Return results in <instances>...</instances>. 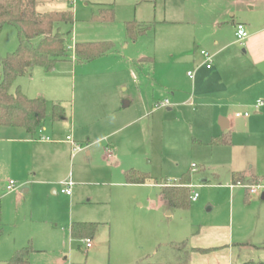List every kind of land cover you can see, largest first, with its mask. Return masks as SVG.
Here are the masks:
<instances>
[{"label":"rangeland","instance_id":"rangeland-1","mask_svg":"<svg viewBox=\"0 0 264 264\" xmlns=\"http://www.w3.org/2000/svg\"><path fill=\"white\" fill-rule=\"evenodd\" d=\"M193 2L76 0L73 23L60 25L62 31H70L68 58L56 62L49 72L36 66L16 79L11 92L18 88L29 98L44 97L46 114L53 104L65 107L75 127L79 123V131H88L96 144L89 159L80 152L68 158L59 173L34 175L27 172L33 159L29 149L15 152L6 142L7 138L20 139L18 130L25 133L0 127V225L4 231L0 264L11 257L15 245L24 246L29 239L34 250L31 264H163L176 258L178 264H228L229 256L232 264L264 261V200L260 198L264 190L250 194L243 185L253 184L252 180L231 182L232 172L259 178L264 173V109L254 114L253 103L240 109L250 116L235 121L229 145L215 146L210 144L209 125L199 118V112L186 106L171 110L158 106L165 99L173 100L170 84L175 82L167 76L171 72L177 87L190 91L187 56L166 48L174 41L189 42L194 25L162 21L183 19L172 7H200ZM128 22L152 27L132 39L126 32ZM102 41L111 42L112 50L91 61L74 60V43ZM17 45L16 27L4 25L0 57ZM129 100L131 104L125 107L124 101ZM119 116L126 120L121 128L115 126ZM44 125L62 138L68 134L65 122L47 117ZM22 137L35 142L33 150L41 147L33 135ZM107 143L118 145L117 164L105 158ZM130 167L173 185L190 169L191 189L198 197L186 208H171L160 201V187L149 185L153 180L126 185L124 172ZM18 170H24V183L31 188L28 194L19 193L24 183L17 178ZM69 175L74 184L71 197L58 191V182ZM200 177L209 182L200 183ZM9 178L16 182V192L5 191ZM75 221L96 224L92 248L87 250L80 239H71L69 226ZM183 241L186 248L204 250L185 255L183 247L175 248Z\"/></svg>","mask_w":264,"mask_h":264},{"label":"crops","instance_id":"crops-1","mask_svg":"<svg viewBox=\"0 0 264 264\" xmlns=\"http://www.w3.org/2000/svg\"><path fill=\"white\" fill-rule=\"evenodd\" d=\"M195 2L200 4V7L192 10H188L187 8L182 9V7L180 6H178L177 8H175L174 6L172 7L173 11L175 10L179 12V18L183 19H170L169 17V19L167 18L162 21L163 23L185 22L186 25L191 22L194 25L193 30L195 31L192 36H190L191 39L189 40V42L187 40L176 42L174 41L171 42V44L166 48L169 52H182V54L186 55L189 66H191L190 69L187 70V72H193V78H190L186 72V75L191 82L190 91H185L184 89L177 87V85L175 84V77L172 72L167 75L169 77L168 80H170L172 83H175L170 84V87L172 88L171 96L173 100L171 102L169 101V105L166 106V109L171 110V107L173 106L191 107V110L193 112H196L197 114L199 112V118L205 120V122H207V124L209 125L211 136L210 142L213 138L216 137L222 138L226 141L223 144L211 145H229V136L231 130L235 128V121L237 119H246L250 116V112L248 116H235V113L239 112L240 109H244L245 107L250 106L252 103L254 105L257 99L264 100V0H194L193 3ZM176 4L177 2L175 3V5ZM67 5V0H41V4L38 5L37 10L39 12H45L48 10L59 11L65 9ZM40 7L42 9H40ZM237 23H243L248 32V36L242 45L236 41L235 26ZM183 47L186 48L184 49L185 51H183ZM201 50H205L208 54H210V68L205 67L204 58L200 53ZM150 64L151 63L149 62V65ZM137 66L138 68L140 67L138 64H136V67ZM164 83H161L160 85L165 88L166 85ZM123 89L126 90V87H123ZM130 104L131 100L124 101L125 107L129 106ZM116 105L117 102L113 106V108H115ZM263 109L264 106L257 110L253 108V113L256 114ZM63 110L64 117L59 119L58 121L66 123V125L68 126L67 135H71L73 140L81 145L84 143L83 146H85V149L73 153L72 146L65 140V137L67 135L62 138L60 135H58L57 132H54L52 128L49 129V127L44 125V121L47 117L50 121L55 122L50 119V114H46V118L42 122L41 126L37 128L34 134L26 132V130L21 127H9L12 129H22L23 133H25L26 135L29 134L31 137L33 135V139L36 141V143L41 144V147L33 150V145L35 142H31L27 138L22 137L25 134H21L22 132H19V130L18 135L21 137L20 139H6V142L10 143V148L15 152H19L23 147H27L29 149V152H31V156L33 159L28 166L29 169L27 170V172H33L34 175L59 173L60 170L64 168L66 162L68 161V158L69 160H72V158L77 157L80 152H83V157L87 159L91 157V148L96 143L91 141V135H89L90 133L88 131L84 133L79 131V123L77 127H75V123L72 122L73 116L69 115V117H67L65 107H63ZM232 112L235 113L232 115ZM243 112H246V110H244ZM87 122L88 121H86V123ZM125 122L126 120L124 116H119L115 120V126L117 128H121L124 126ZM80 127H83V125H81ZM9 131L10 132L7 133H10L12 135L16 133L12 132L16 130ZM41 136L48 137L49 140H40L39 137ZM106 146H109L111 149V157L106 156L105 147V158L108 160V162L117 164L118 162L115 161L119 156V148L117 143H107ZM128 169L138 170L134 167H130ZM23 171L24 170H18L16 174L18 180H21L24 183L25 178L23 176ZM184 173L188 174L189 183L187 184V186L190 187L189 185H191L192 183L190 169L183 172L176 183L179 184V182H181L180 178ZM233 177L239 178V181H237L235 184L241 183L244 180H252L253 182L257 180L264 181V173H262L261 178H259L258 175L251 174V176L249 177L248 174L237 171L232 172L231 182L233 183V185H235L233 182ZM9 179L13 180V178ZM152 180L154 181V184L149 185L159 186L160 188L164 186L165 183H167L166 181L163 183H159L157 177H152V179L148 182H151ZM198 180L202 184H206L209 182V179L206 177H200ZM7 181H5L4 189ZM63 181L73 182L71 175H69L68 178ZM46 182L49 184L52 181ZM60 182H62V180L58 182V185L60 187L58 191L67 197H71L72 187L74 184L70 187V194L67 195L61 192L62 185L60 184ZM173 183L176 184L175 182ZM125 184L130 185V183ZM133 184L145 185L148 183L146 182ZM16 191L17 189L12 192ZM19 191V193L21 194H28L31 191V188L24 183ZM52 192L55 193L57 192V190L52 189ZM0 195L2 199L3 194ZM16 195L17 197L19 196L17 193ZM158 196L160 201H163L160 197V189ZM210 209L211 208L209 207L208 211ZM75 223L93 222H72L69 226L71 239H80L81 241L85 238L92 239L93 235H83L80 237L73 236L71 233V228ZM28 243L31 244L30 239L28 240L27 244ZM178 244L175 245V248H177L178 250V248L181 249V247H183L185 255H188L192 250H204L202 247L196 246L186 248V242L185 245L180 247L177 246ZM21 247L15 245L14 251ZM90 248H92V245L91 247L86 249L88 250ZM30 255L28 259L31 264ZM178 260L179 259L176 258L173 259V261H166L165 263L178 264V262H180ZM228 260V264H232L230 263V256ZM189 263L191 264V262H187V264Z\"/></svg>","mask_w":264,"mask_h":264},{"label":"trees","instance_id":"trees-1","mask_svg":"<svg viewBox=\"0 0 264 264\" xmlns=\"http://www.w3.org/2000/svg\"><path fill=\"white\" fill-rule=\"evenodd\" d=\"M56 1V0H49ZM68 5L63 10H48L39 12L37 7L41 0H0V32L4 25L16 27L18 36L17 48L0 57V126L21 127L30 134H34L46 118V99L43 97L29 98L18 88L11 92L16 79L24 74H30L36 66L49 72L56 62L68 58L66 46L69 30L62 31L61 26L71 25L73 18V4L67 0ZM110 17L112 18V11ZM106 18V17H105ZM140 25V26H139ZM151 24H126L127 35L135 39L137 35L146 33ZM37 40V41H35ZM111 42H76L73 45L75 61H91L112 50ZM53 121L64 117L63 107L53 104L49 115ZM222 138H213L210 144H223ZM152 177L134 169L125 172L127 183H146ZM178 185L165 183L160 188L161 199L171 208H186L190 201V187L187 186L188 174L184 173ZM239 178L233 177L234 184ZM1 200V195H0ZM1 211V204H0ZM95 223H75L71 233L75 237L93 235ZM3 230L0 225V237ZM185 242L177 246H183ZM33 251L31 244H27L14 251L5 264H30L29 255ZM161 264V263H153ZM241 264H264L263 262L247 261Z\"/></svg>","mask_w":264,"mask_h":264},{"label":"built area","instance_id":"built-area-1","mask_svg":"<svg viewBox=\"0 0 264 264\" xmlns=\"http://www.w3.org/2000/svg\"><path fill=\"white\" fill-rule=\"evenodd\" d=\"M70 1L73 4L74 1H76V0H70ZM235 36H236V41L241 45L246 40V38L248 36V32H247L246 27L243 23H237L236 24ZM200 53L204 58L205 67L210 68L211 67V56H210V54H208L205 50H201ZM187 75L190 78H193V72L192 71H188ZM168 105H169V101L167 99L158 103V106H161V107H166ZM262 106H264V100L263 99H257L253 105V108L255 110H257V109L261 108ZM248 114H249V112H247V111L243 112V113L237 112V113H235V116H248ZM39 139L44 140V141L49 140L48 137H44V136L39 137ZM65 140L68 143H70V145L72 146V152L73 153H76V152H79V151H82L85 149V146L74 141L73 138L71 137V135H67L65 137ZM106 156L111 157V149L109 146H106ZM60 184L62 185L61 192L65 193L67 195L70 194V187L73 185V182L72 181H62V182H60ZM189 186L191 187V185H189ZM243 186L246 188H249L250 194H255V193L259 192L261 189L264 190V184L262 183V180H257L255 182H253V184H251V185H243ZM5 189L7 192L15 191L17 189L16 182L12 179H9L6 183ZM262 192H264V191H262ZM197 197H198V193L195 192L194 190H191L190 201H195ZM82 241L84 242L86 248L91 247V245H92L91 238H85Z\"/></svg>","mask_w":264,"mask_h":264},{"label":"water","instance_id":"water-1","mask_svg":"<svg viewBox=\"0 0 264 264\" xmlns=\"http://www.w3.org/2000/svg\"><path fill=\"white\" fill-rule=\"evenodd\" d=\"M260 198H261L262 200H264V192H262V193L260 194Z\"/></svg>","mask_w":264,"mask_h":264}]
</instances>
